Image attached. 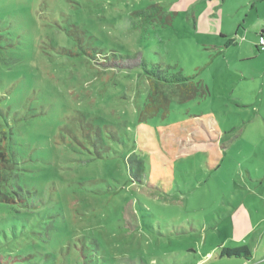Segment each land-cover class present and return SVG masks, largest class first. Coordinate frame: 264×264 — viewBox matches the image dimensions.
I'll list each match as a JSON object with an SVG mask.
<instances>
[{
	"label": "rangeland",
	"instance_id": "rangeland-1",
	"mask_svg": "<svg viewBox=\"0 0 264 264\" xmlns=\"http://www.w3.org/2000/svg\"><path fill=\"white\" fill-rule=\"evenodd\" d=\"M260 27L264 0H0V145L38 205L0 264H233L219 246L263 243ZM141 60L186 78L165 118Z\"/></svg>",
	"mask_w": 264,
	"mask_h": 264
},
{
	"label": "trees",
	"instance_id": "trees-1",
	"mask_svg": "<svg viewBox=\"0 0 264 264\" xmlns=\"http://www.w3.org/2000/svg\"><path fill=\"white\" fill-rule=\"evenodd\" d=\"M149 9L156 12L158 10V5H151ZM139 15H143V12H138ZM153 19L151 18L150 21ZM232 43L228 41L226 45ZM259 51V50H258ZM264 52V51H260ZM137 67L140 69L141 73L144 75L145 79L152 88V93L148 94L146 99L151 100V103L156 105H148V112L151 113L150 116H155L160 113L162 118H165L168 114L170 94L175 96V86L177 84L184 83L186 78L181 79L180 76L171 74V68L166 66L163 67L159 64L147 63L145 60H141ZM173 89L167 93H164L162 88ZM181 91H184L183 85H178ZM158 90V91H157ZM161 109V110H160ZM138 122H145L144 120H139ZM4 145H0V210L6 211L7 215L4 218L0 219V239L6 237L8 233L14 235V221L12 219L17 218L21 215L23 218H26L27 212L33 209H36L37 204H31L29 202L30 192L25 188V185L20 182L19 172H20V163L16 159L15 154L12 150L11 138L10 136H4ZM3 141V140H2ZM0 141V142H2ZM2 151V152H1ZM4 151V152H3ZM29 196V199H28ZM17 214V215H16ZM218 258H243L249 260L251 257L250 250L246 245H241L233 249L218 248Z\"/></svg>",
	"mask_w": 264,
	"mask_h": 264
},
{
	"label": "crops",
	"instance_id": "crops-1",
	"mask_svg": "<svg viewBox=\"0 0 264 264\" xmlns=\"http://www.w3.org/2000/svg\"><path fill=\"white\" fill-rule=\"evenodd\" d=\"M260 29L261 31L258 34V37L264 36L263 28L260 27ZM254 47L257 49V42L254 44ZM245 215L246 214L242 213L243 220L240 225L234 224V232H235V235L238 236L237 237L238 240L237 239L232 240L233 242L240 241L244 237V235H246L250 231L249 228L245 227V218H246ZM258 233H259V239L257 238L258 240H252L251 244L242 243V245H246L248 249L250 250L251 257L249 258V260H245L243 258H233L235 259V261H232L234 262L233 264H260L262 261H264V242L262 243L263 232L258 231ZM232 241L229 240L230 243H232ZM233 247H236V245H234ZM219 248H224V247L219 246ZM210 255L211 254H208L207 257L209 258ZM226 259H231V258H226Z\"/></svg>",
	"mask_w": 264,
	"mask_h": 264
},
{
	"label": "built area",
	"instance_id": "built-area-1",
	"mask_svg": "<svg viewBox=\"0 0 264 264\" xmlns=\"http://www.w3.org/2000/svg\"><path fill=\"white\" fill-rule=\"evenodd\" d=\"M257 49L259 51H264V36H260L257 42Z\"/></svg>",
	"mask_w": 264,
	"mask_h": 264
}]
</instances>
